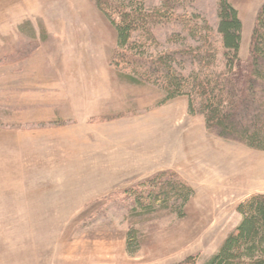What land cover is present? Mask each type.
<instances>
[{
  "label": "rangeland",
  "instance_id": "rangeland-1",
  "mask_svg": "<svg viewBox=\"0 0 264 264\" xmlns=\"http://www.w3.org/2000/svg\"><path fill=\"white\" fill-rule=\"evenodd\" d=\"M161 1L148 0V5ZM231 1L245 22L242 56L247 57L264 0ZM219 4L195 3L215 25ZM35 33L46 41L37 53L48 55L50 62L59 63L68 52L107 54L116 88L115 115L159 116L157 127L165 124L159 133L175 141L168 154L147 164L143 160L142 167H117L109 179L126 185L77 213L72 210L80 203L57 194L68 180L65 173L56 167H6L5 160L11 159L3 156L12 133L25 128L21 121L26 117L23 90L20 86L15 91L13 82L25 62L5 65L4 59L27 45L34 47ZM117 48V28L91 0H0V264H180L196 255L197 264H205L243 221L239 204L264 193L263 151L217 140L206 128L204 115L191 114L187 97L163 105L167 94L162 88L127 81L112 65ZM101 168L104 174L106 167ZM165 168L179 172L193 186L191 202L183 211L160 204L152 211L137 208L134 185ZM141 174L145 177L136 181ZM85 178L78 179L84 184L98 180ZM46 188L48 193H38Z\"/></svg>",
  "mask_w": 264,
  "mask_h": 264
},
{
  "label": "trees",
  "instance_id": "trees-1",
  "mask_svg": "<svg viewBox=\"0 0 264 264\" xmlns=\"http://www.w3.org/2000/svg\"><path fill=\"white\" fill-rule=\"evenodd\" d=\"M91 1L118 30L112 65L123 78L162 88L167 94L163 105L187 97L191 114L204 115L212 135L264 152V4L250 53L243 57L245 22L231 0H220L217 25L196 10L199 0H162L152 7L148 0ZM33 37L34 47L8 53L4 64L33 58L46 42L36 33ZM123 117L100 116L92 122ZM134 186L138 191H128L137 208L147 211L158 204L183 211L195 196L193 186L175 170ZM238 211L243 221L205 264H264V193L247 198ZM198 258L180 264H197Z\"/></svg>",
  "mask_w": 264,
  "mask_h": 264
},
{
  "label": "crops",
  "instance_id": "crops-1",
  "mask_svg": "<svg viewBox=\"0 0 264 264\" xmlns=\"http://www.w3.org/2000/svg\"><path fill=\"white\" fill-rule=\"evenodd\" d=\"M50 60L39 52L13 75L14 90L18 92L20 86L23 90L20 100L26 117L21 122L25 128L20 126L12 133L13 141L4 148L3 156L11 159L5 160L6 167H56L65 173L68 180L57 194L67 202L80 203L72 210L77 213L85 204L109 197L126 185L109 179L117 167H142L141 161L147 164L149 159L168 154L175 141L171 143L170 136L159 133L165 125L157 127L159 116L138 114L92 122L95 117L116 114L112 106L116 102L114 73L107 54L68 52L59 63ZM101 167H106L104 174ZM101 175L103 179L97 178ZM142 175L136 181L145 177ZM79 176L98 180L84 184ZM87 186L93 189L83 191ZM47 189L38 193L46 194Z\"/></svg>",
  "mask_w": 264,
  "mask_h": 264
}]
</instances>
